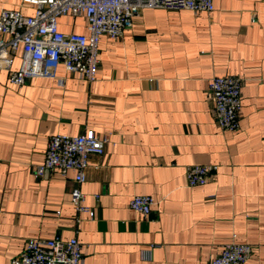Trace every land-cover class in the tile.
<instances>
[{
  "label": "crops",
  "instance_id": "1",
  "mask_svg": "<svg viewBox=\"0 0 264 264\" xmlns=\"http://www.w3.org/2000/svg\"><path fill=\"white\" fill-rule=\"evenodd\" d=\"M214 5L142 9L123 38L101 37L93 82L62 63L21 86L0 70V264L31 237H76L84 264H209L234 234L253 246L245 264H264V0ZM4 9L34 12L22 0ZM58 21L87 33L82 15ZM21 61L19 51L12 69ZM214 75L245 79L237 131L215 119ZM87 129L107 139L81 186L94 218L71 200L73 171L35 173L52 135ZM193 164L218 169L191 187ZM136 194L155 198L146 218L129 206Z\"/></svg>",
  "mask_w": 264,
  "mask_h": 264
},
{
  "label": "built area",
  "instance_id": "2",
  "mask_svg": "<svg viewBox=\"0 0 264 264\" xmlns=\"http://www.w3.org/2000/svg\"><path fill=\"white\" fill-rule=\"evenodd\" d=\"M34 6L26 15L20 10L4 9L0 13V70L9 71L12 84L21 86L28 77L44 73L46 64L62 63L68 72L78 73L88 82L96 80L100 67L99 43L103 35L111 39L123 38L133 25L134 17L144 8L187 9L212 12L214 0H22ZM65 15L84 16L87 33L64 32L59 28V18ZM21 51L22 61L17 70L12 69L15 55ZM245 79L235 75H214L209 91L214 101V116L224 131H237L241 127L242 87ZM63 86V78L58 80ZM107 139L94 129L71 135L57 133L50 137L44 163L35 168L37 175L47 170L65 174L73 171L74 187L71 200L77 211H87L90 218L95 209L84 205L86 194L82 184L86 180L89 156L103 154ZM216 164L187 165L189 186L207 184ZM155 198L151 195H134L129 206L144 218L152 212ZM232 241L223 245L219 254L209 264H245L253 246ZM10 264H84L83 245L76 237H31L25 249Z\"/></svg>",
  "mask_w": 264,
  "mask_h": 264
}]
</instances>
